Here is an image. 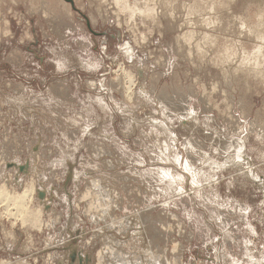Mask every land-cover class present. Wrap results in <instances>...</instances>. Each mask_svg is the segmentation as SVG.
I'll return each instance as SVG.
<instances>
[{
    "label": "rangeland",
    "instance_id": "1",
    "mask_svg": "<svg viewBox=\"0 0 264 264\" xmlns=\"http://www.w3.org/2000/svg\"><path fill=\"white\" fill-rule=\"evenodd\" d=\"M115 1L0 0V264H264V0Z\"/></svg>",
    "mask_w": 264,
    "mask_h": 264
},
{
    "label": "bare ground",
    "instance_id": "2",
    "mask_svg": "<svg viewBox=\"0 0 264 264\" xmlns=\"http://www.w3.org/2000/svg\"><path fill=\"white\" fill-rule=\"evenodd\" d=\"M116 1H117V0H116ZM116 1H115V2H116ZM120 1H121V0H120ZM120 1H119V3H120ZM117 2H118V1H117ZM122 2H123V0H122ZM126 2H127V1H126ZM125 4H126V3H125ZM119 5H120V4H119ZM121 5H122V4H121ZM123 6H124V5H123ZM125 6H126V5H125ZM125 6H124V7H125ZM120 7L123 8L122 6H120ZM128 7H129V6H128ZM128 7L126 6V8H128ZM146 8H147V7H146ZM148 8H149V7H148ZM212 8H213V7H212ZM119 9H120V8H119ZM143 9H144V8H143ZM149 9H150V8H149ZM216 9H217V8H216ZM123 10H124V8H123ZM130 11H131V10H130ZM132 11H133V9H132ZM140 11H141V10H140ZM128 12H129V11H128ZM133 12H134V11H133ZM143 13H145V12L143 11ZM150 13H151V12H150ZM131 14H133V13H131ZM147 14H148V12H147ZM184 38H185V37H184ZM128 77H129V75H128ZM129 78H130V77H129ZM130 81H131V79H130ZM130 83H131V82H129V84H130ZM127 88H130L129 85L127 86ZM126 90H127V89H126ZM129 92H130V91H129ZM127 93H128V92H127ZM98 153H99V151H98ZM95 181H97V180H95ZM95 187H96V186H95ZM96 188H98V187H96ZM1 189H2V188H1ZM25 189H26V188H25ZM32 190H33V189H32ZM23 191H24V190H23ZM0 192H1V191H0ZM5 192L8 193L7 190L5 191V189H3V194L0 195V197H2V198L4 199V200H2V201H5V200H6V201H9V200H10V201H12V202H15V203L17 202V203L19 204V203L23 202V198H24V196H25V195H26V196L28 195V194H25V193H26V192H27V193H28V192H31V187H30L29 189L27 188L24 192H21V195H19V196H14L13 193H12V195H9V194H6ZM1 193H2V192H1ZM4 193H5V194H4ZM32 193H33V192L29 193V194H31L30 199L33 197V196H32ZM10 194H11V193H10ZM14 194H15V193H14ZM19 194H20V193H19ZM103 194H104V192H103ZM16 195H17V193H16ZM28 196H30V195H28ZM25 198H26V197H25ZM28 198H29V197H28ZM28 198H26L27 201L29 200ZM0 199H1V198H0ZM25 202H26V201H25ZM15 203H14V204H15ZM23 203H24V202H23ZM20 205H21V204L18 205V206L20 207V209H19L18 206L16 207V208H18L19 210H21V209H22L24 206H26L27 204L25 205V203H24V206H23V207H22V205H21V206H20ZM15 206H16V205H15ZM21 207H22V208H21ZM19 210H18V211H19ZM25 210H26V207H25ZM25 210H24V213L27 212V211H25ZM16 211H17V210H16ZM19 213H20V211L17 212L18 215H19ZM21 213H23V212H21ZM21 213H20V214H21ZM28 213H31V214H32L33 212L31 211V212H28ZM31 214H29V215H31ZM35 214H36V216L38 215V214H37V211H36ZM11 215H13V214L11 213ZM13 216H16V214H14ZM19 216H21V215H19ZM23 216H24V215H23ZM32 216H34V214H33ZM32 216H30V217H32ZM24 217H26V216H24ZM34 217H35V216H34ZM37 217H38V216H37ZM22 218H23V217H22ZM22 218H21V219H22ZM27 218H28V217H27ZM32 219H33V218H32ZM32 219H31V220H32ZM27 220H28V219H26V221H27ZM33 220L35 221V219H33ZM24 221H25V220H24ZM26 221H25V222H26ZM29 221H30V220H29ZM34 221H32V222H34ZM36 221H38V220H36ZM36 221H35V222H36ZM40 223H41V222H40ZM38 224H39V223H37V225H38ZM33 225H34V224H33ZM39 225H40V224H39ZM35 226H36V225H35ZM40 226H41V225H40ZM114 253H116V252H114ZM109 254H110V253H109ZM117 254H118V253H117ZM118 255H119V254H118ZM118 255H117V257H118ZM117 257H116V258H117ZM117 259H118V258H117ZM119 259H120V258H119ZM123 259H125V258H123ZM121 260H122V259H121ZM121 260H120V261H121ZM123 261H124V260H123ZM125 262H126V261H125ZM155 263L157 264V262H155ZM158 263H159V262H158ZM122 264H124V263H122ZM127 264H128V263H127Z\"/></svg>",
    "mask_w": 264,
    "mask_h": 264
},
{
    "label": "water",
    "instance_id": "3",
    "mask_svg": "<svg viewBox=\"0 0 264 264\" xmlns=\"http://www.w3.org/2000/svg\"><path fill=\"white\" fill-rule=\"evenodd\" d=\"M67 1H69L72 4V0H67Z\"/></svg>",
    "mask_w": 264,
    "mask_h": 264
}]
</instances>
